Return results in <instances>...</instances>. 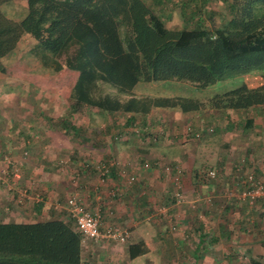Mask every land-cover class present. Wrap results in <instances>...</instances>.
<instances>
[{
  "label": "crops",
  "instance_id": "0c3cea01",
  "mask_svg": "<svg viewBox=\"0 0 264 264\" xmlns=\"http://www.w3.org/2000/svg\"><path fill=\"white\" fill-rule=\"evenodd\" d=\"M16 51L0 57V222L66 219V200L77 193L90 211L102 213L101 234L111 226L129 231L126 242L84 241L85 264H264V199L251 209L237 201L233 169L245 157L242 175L252 171L264 182V105L189 113L155 108L142 116L150 121L138 123H127L132 114L121 113L126 122L117 125L72 123L86 134L71 136L60 120L72 101L56 90L30 91L26 79L32 74ZM51 98L57 101L47 102ZM197 131L200 138L192 134ZM110 159L115 171L102 176L99 165ZM82 160L92 168L82 169ZM199 168L215 169L216 177L200 181ZM176 170L181 203L173 197ZM130 175L135 180L129 184ZM22 190L28 199L19 204ZM40 194L45 201L37 208L32 198ZM137 243L146 251L131 257L129 246ZM221 243V252H237L213 254Z\"/></svg>",
  "mask_w": 264,
  "mask_h": 264
},
{
  "label": "trees",
  "instance_id": "16d2710c",
  "mask_svg": "<svg viewBox=\"0 0 264 264\" xmlns=\"http://www.w3.org/2000/svg\"><path fill=\"white\" fill-rule=\"evenodd\" d=\"M11 1L0 0V57L14 51L27 34L35 41L29 54L43 68L50 73L66 69L76 73L68 115L60 120L71 136L83 130L72 124L76 122L71 114L84 109L108 115L130 113L127 123H138L155 108L189 113L264 105V72L256 86L243 83L206 100L135 90L139 82L168 80L205 88L234 74L264 71V0H232V17L214 29L206 28L199 18L192 26L169 28L144 0H24L26 12L19 19L2 9ZM107 162L99 165L102 176L115 171L114 160ZM91 166L82 160V169ZM14 169L13 174L18 172ZM208 170L197 169L200 181H206ZM26 196L27 191L18 203ZM36 196L32 200L39 208L45 198ZM67 200L66 219L0 222V264H85L83 242L104 237L84 238ZM142 245L129 246L130 256L145 253Z\"/></svg>",
  "mask_w": 264,
  "mask_h": 264
},
{
  "label": "rangeland",
  "instance_id": "374dc122",
  "mask_svg": "<svg viewBox=\"0 0 264 264\" xmlns=\"http://www.w3.org/2000/svg\"><path fill=\"white\" fill-rule=\"evenodd\" d=\"M145 3L156 12L164 21L165 25L169 28H181L184 26H192L195 24V21L199 20L205 25L206 28L214 29L218 26H221L227 22L233 15V12L230 10V3L232 0H144ZM5 12L14 17L21 18V16L26 12L25 1L24 0H13L6 5ZM196 11V13H191V11ZM35 45L34 39L24 34L16 48L15 58L23 59L26 66H28L27 74L28 78V88L32 92H38L39 94L42 91L53 92L56 90L57 93H64L66 97H69V91L73 83L75 72L68 69L62 71L61 73H50L47 69L43 68L39 62L32 55L29 54L31 48ZM35 62L37 64H35ZM39 66V67H38ZM45 69L46 71H44ZM39 70L41 72H39ZM258 71V70H257ZM251 71L243 72L239 74H234L231 77H228L225 80L218 81L214 84H211L205 88H198L194 84L188 81H158V82H139L137 83L135 90L137 93H150V95H160V96H188L194 98H200L206 100L214 94L224 92L226 90L235 88L243 83H246L250 86H256L261 83V73L264 71ZM53 76V77H51ZM26 86V84H24ZM30 86L32 89H30ZM24 90H26L24 88ZM40 99V98H39ZM35 99L34 101H40ZM48 100V99H47ZM62 104L65 100L62 98ZM56 102V99L51 98L47 102ZM84 109V108H83ZM92 111V114H88ZM223 111H237V110H223ZM158 116V115H157ZM156 116V117H157ZM166 117L165 115H160V118ZM92 117V120L89 118ZM125 120L121 114L106 115L102 117L96 115V111L84 109L77 113L76 124L82 125L87 122H93L94 124L109 123V124H121ZM150 121L146 119L145 122ZM162 123V121H159ZM84 129V128H83ZM187 131L190 132V128H187ZM82 133H85V130H81ZM200 138V137H199ZM112 139V137H108ZM66 154H64L65 156ZM243 158V157H241ZM245 158V157H244ZM246 160V158H245ZM65 169V168H63ZM237 187V186H236ZM239 190V187H237ZM230 192V191H228ZM238 193V192H237ZM237 195V194H236ZM263 199V198H262ZM209 200V199H208ZM261 200V199H260ZM238 201V199H237ZM244 204V203H242ZM246 205V204H244ZM247 206V205H246ZM248 207V206H247ZM251 209L250 207H248ZM259 225L264 228V220ZM258 227V225H256ZM254 226V235L258 237L260 235ZM234 230V229H233ZM244 232V231H243ZM255 235V236H256ZM222 246L219 250L213 252V254H235L234 252L225 251L222 249L225 248L224 243H221ZM230 247V243H228ZM204 254L203 252H200ZM209 254V253H208ZM239 254V253H237ZM244 254V253H240ZM247 254V253H245ZM256 254V253H255Z\"/></svg>",
  "mask_w": 264,
  "mask_h": 264
},
{
  "label": "built area",
  "instance_id": "2783aa9c",
  "mask_svg": "<svg viewBox=\"0 0 264 264\" xmlns=\"http://www.w3.org/2000/svg\"><path fill=\"white\" fill-rule=\"evenodd\" d=\"M209 132L213 131V128L208 129ZM196 138L201 137V132L193 133ZM246 164L245 158H240L233 166L235 173L234 185L239 187L237 193V199L239 202L246 204L248 207H254L257 201L264 199V182L257 179L252 171H247L245 175H242ZM148 167V164H145ZM180 171L176 170L173 177V188L175 203H181L183 201L182 195V182L180 177ZM241 176H243L241 178ZM207 179H213L216 177V170L210 169L207 172ZM135 180V176L131 175L128 178V183H132ZM23 196L26 194V190H22ZM67 205L70 213L75 219L76 227L81 232L84 238L98 239L100 237L110 238L112 240L124 242L129 236L128 231L121 229L118 226L108 227L104 233L101 234L99 225L102 220V214L99 210L90 211L85 204L83 195L75 193L67 200ZM161 213H166L167 209L161 207L159 209ZM153 215H149L147 218H152ZM171 219V217L169 218Z\"/></svg>",
  "mask_w": 264,
  "mask_h": 264
}]
</instances>
